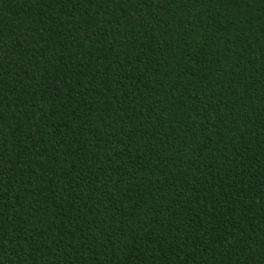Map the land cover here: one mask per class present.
<instances>
[{"label":"trees","instance_id":"16d2710c","mask_svg":"<svg viewBox=\"0 0 264 264\" xmlns=\"http://www.w3.org/2000/svg\"><path fill=\"white\" fill-rule=\"evenodd\" d=\"M0 264H264V0H0Z\"/></svg>","mask_w":264,"mask_h":264}]
</instances>
